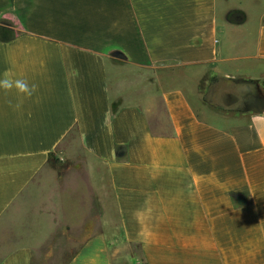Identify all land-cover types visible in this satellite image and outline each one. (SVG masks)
<instances>
[{
    "label": "crops",
    "instance_id": "obj_1",
    "mask_svg": "<svg viewBox=\"0 0 264 264\" xmlns=\"http://www.w3.org/2000/svg\"><path fill=\"white\" fill-rule=\"evenodd\" d=\"M218 1L0 0V264H264V9Z\"/></svg>",
    "mask_w": 264,
    "mask_h": 264
},
{
    "label": "rangeland",
    "instance_id": "obj_2",
    "mask_svg": "<svg viewBox=\"0 0 264 264\" xmlns=\"http://www.w3.org/2000/svg\"><path fill=\"white\" fill-rule=\"evenodd\" d=\"M227 6L230 8H232L234 6L239 7V8L241 7L242 9H244L248 13L249 19L243 25V29L244 30L246 29L248 34L253 35L259 26V23L261 20V18H260L261 12L264 9V2L259 4V3L254 2L253 0H239L238 2H237V0H233L230 2H224V0H219L218 1V12H219V14H222L223 11L226 9L225 7H227ZM218 27H219V31H221L223 28H225L222 17L218 18ZM243 37H244V39H246V36H243ZM220 39L222 41V34L219 33L218 40H220ZM249 65L250 64L248 62L238 61L237 64L232 63V65L226 66V68H227V70L235 69V68L239 69V67L245 68L246 70H244V69L240 70L237 76H241L243 79H248L249 77L246 75H249V74L253 75V72H256V71L262 69V66L256 65L255 67H250ZM109 70H110V74L112 76L114 68L110 67ZM214 75H215V73H214ZM190 95H191L190 98H191L193 104L198 109V111L201 112L200 111V104L198 103L196 97L193 94H190ZM211 120H212V118H211ZM137 251L138 250L136 247H134V246L129 247L130 253L134 254ZM65 262H66V260L59 259V258H49V259L37 258V259L33 260V264H64ZM116 263L117 264L123 263V258L117 260Z\"/></svg>",
    "mask_w": 264,
    "mask_h": 264
},
{
    "label": "clouds",
    "instance_id": "obj_3",
    "mask_svg": "<svg viewBox=\"0 0 264 264\" xmlns=\"http://www.w3.org/2000/svg\"><path fill=\"white\" fill-rule=\"evenodd\" d=\"M0 89H3L5 92H9L15 89L18 94L31 97L37 90V85L32 84L30 86L25 79H12L6 72L4 74V78L0 79Z\"/></svg>",
    "mask_w": 264,
    "mask_h": 264
},
{
    "label": "water",
    "instance_id": "obj_4",
    "mask_svg": "<svg viewBox=\"0 0 264 264\" xmlns=\"http://www.w3.org/2000/svg\"><path fill=\"white\" fill-rule=\"evenodd\" d=\"M250 95H240L237 99H232V101L240 102L242 105H245L246 109H250L254 113H264V95L259 93V96L257 95L252 98ZM238 197L241 198V196Z\"/></svg>",
    "mask_w": 264,
    "mask_h": 264
},
{
    "label": "trees",
    "instance_id": "obj_5",
    "mask_svg": "<svg viewBox=\"0 0 264 264\" xmlns=\"http://www.w3.org/2000/svg\"><path fill=\"white\" fill-rule=\"evenodd\" d=\"M15 31L12 29L7 28L4 25H0V40L3 42H8L13 39L15 36Z\"/></svg>",
    "mask_w": 264,
    "mask_h": 264
},
{
    "label": "flooded vegetation",
    "instance_id": "obj_6",
    "mask_svg": "<svg viewBox=\"0 0 264 264\" xmlns=\"http://www.w3.org/2000/svg\"><path fill=\"white\" fill-rule=\"evenodd\" d=\"M259 96V95H258ZM252 101V100H251ZM251 101H249V102H251ZM249 104V103H248Z\"/></svg>",
    "mask_w": 264,
    "mask_h": 264
}]
</instances>
